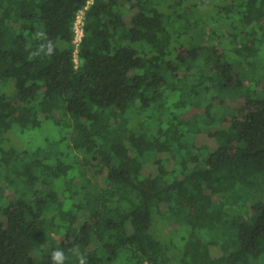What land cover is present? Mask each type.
Returning a JSON list of instances; mask_svg holds the SVG:
<instances>
[{
  "label": "trees",
  "instance_id": "16d2710c",
  "mask_svg": "<svg viewBox=\"0 0 264 264\" xmlns=\"http://www.w3.org/2000/svg\"><path fill=\"white\" fill-rule=\"evenodd\" d=\"M87 1L0 0V264H264V0Z\"/></svg>",
  "mask_w": 264,
  "mask_h": 264
},
{
  "label": "rangeland",
  "instance_id": "374dc122",
  "mask_svg": "<svg viewBox=\"0 0 264 264\" xmlns=\"http://www.w3.org/2000/svg\"><path fill=\"white\" fill-rule=\"evenodd\" d=\"M200 1V0H198ZM204 3L202 5V7H200L199 9H201L202 12H204L207 16H210L212 15L214 21H217L218 23H221L222 24V31L223 33L225 32V29L226 28H231L232 27V24L230 22H232V20L230 19H226L224 17V13H219L218 10L220 9V7H218V4L216 3V0H203ZM225 22V24H224ZM260 23H264V20H260ZM81 36V33L79 32L78 36H76V38L74 39L75 40V44H76V50H75V60H76V64L77 65H80L82 62H83V59L79 56V44H80V41L81 39L79 38ZM218 38H222L223 41H224V44L226 45V47H228L229 49H233L230 53L234 56V57H237V58H240V59H243L244 61V57H245V54H246V49H248L250 47V45H243V48L245 49H237V47H239L241 45V43L239 41L235 42L234 44L230 43V40H233V38H235L234 34L232 32L228 33L227 34V37L225 36H217ZM220 38V39H221ZM259 85H263L264 83V80H259ZM245 85L246 86H249V81L246 80L245 81ZM218 94V93H217ZM211 101V100H209ZM227 102H230L231 100L230 99H227L226 100ZM205 100L204 98L201 100L200 102V106H196L193 110V114L195 112H204L205 111ZM213 104L215 105H218V100H217V103L215 100H213ZM193 114L191 116H193ZM48 121L45 120L43 126L41 128H38V129H35V130H30V131H27L25 132V134L21 135V134H18V135H14V133L11 134V139H10V142H13L14 145H17L18 147H22L24 145H29L28 141L29 139H34V143H39V144H44V140L46 138H48L50 136V139L51 140H56L59 135H58V130L56 129V127L54 125L50 126L51 124L50 123H47ZM49 127V128H48ZM14 131V130H13ZM67 137V136H66ZM66 144L69 143V139H66ZM65 144V145H66ZM197 192V191H196ZM195 192V193H196ZM168 230H171L172 226L170 225H167L166 226ZM52 236L55 238L57 237V235H53V233H51Z\"/></svg>",
  "mask_w": 264,
  "mask_h": 264
},
{
  "label": "built area",
  "instance_id": "2783aa9c",
  "mask_svg": "<svg viewBox=\"0 0 264 264\" xmlns=\"http://www.w3.org/2000/svg\"><path fill=\"white\" fill-rule=\"evenodd\" d=\"M92 2H93V0H88L85 7L83 9H80L77 13L76 21L74 24V31H75L76 36H78L79 32L81 33V36L79 37L80 39L83 36V26H84V21H85L84 10H86ZM76 36H75V38H76ZM74 42H75V40H74Z\"/></svg>",
  "mask_w": 264,
  "mask_h": 264
},
{
  "label": "clouds",
  "instance_id": "9594fccd",
  "mask_svg": "<svg viewBox=\"0 0 264 264\" xmlns=\"http://www.w3.org/2000/svg\"><path fill=\"white\" fill-rule=\"evenodd\" d=\"M67 259L64 251L62 249H55L51 253V262L52 264H64V261ZM83 264V262H82Z\"/></svg>",
  "mask_w": 264,
  "mask_h": 264
},
{
  "label": "bare ground",
  "instance_id": "6f19581e",
  "mask_svg": "<svg viewBox=\"0 0 264 264\" xmlns=\"http://www.w3.org/2000/svg\"><path fill=\"white\" fill-rule=\"evenodd\" d=\"M82 42V41H81Z\"/></svg>",
  "mask_w": 264,
  "mask_h": 264
}]
</instances>
